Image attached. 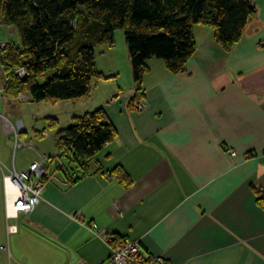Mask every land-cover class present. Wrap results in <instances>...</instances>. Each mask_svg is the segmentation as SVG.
<instances>
[{
	"label": "crops",
	"instance_id": "crops-1",
	"mask_svg": "<svg viewBox=\"0 0 264 264\" xmlns=\"http://www.w3.org/2000/svg\"><path fill=\"white\" fill-rule=\"evenodd\" d=\"M254 3L256 14L229 50L210 26L195 24L196 48L179 73L149 58L136 83L122 50L127 89L118 86L103 101L90 95L77 110L102 106L116 136L72 182L54 170L66 161H49L58 180L44 181L31 212L3 211L12 221L0 224V264H100L110 253L108 239L120 237L165 264H264L257 202L264 194V0ZM94 52L97 69L118 84L116 50ZM116 165L129 186L110 174Z\"/></svg>",
	"mask_w": 264,
	"mask_h": 264
},
{
	"label": "trees",
	"instance_id": "trees-1",
	"mask_svg": "<svg viewBox=\"0 0 264 264\" xmlns=\"http://www.w3.org/2000/svg\"><path fill=\"white\" fill-rule=\"evenodd\" d=\"M256 12L254 0H0V23L14 25L19 34V42L0 47V64L8 75L3 92L9 97L27 92L31 101L51 102L89 96L92 80L103 75L96 67L95 47L113 46L118 28L134 82L142 80L149 58H159L170 72L179 73L196 48L195 24L210 26L216 43L229 50ZM18 68L25 70L24 77L16 74ZM140 94L137 88L135 97ZM45 119L47 129L55 130L59 151L48 158L66 161L54 170L70 182L117 134L102 106L73 116L66 127H59L54 117ZM44 130H36L37 136ZM109 172L124 187L131 184L120 165ZM257 202L264 210L263 193Z\"/></svg>",
	"mask_w": 264,
	"mask_h": 264
},
{
	"label": "rangeland",
	"instance_id": "rangeland-1",
	"mask_svg": "<svg viewBox=\"0 0 264 264\" xmlns=\"http://www.w3.org/2000/svg\"><path fill=\"white\" fill-rule=\"evenodd\" d=\"M19 42V34L14 25H6L0 23V47H3L8 41ZM108 46V45H101ZM116 50V55L119 63V67L122 71L118 77V84L114 82V76L107 77L108 75L103 74L102 77H97L92 80V90L87 98L80 100L79 102H74L76 100H62L57 102L51 101H28V102H17L4 100L0 98V115H5L8 120L12 123L21 120L23 123L24 132L21 133L20 139L31 141L34 143L37 150L41 153H45L48 156L56 155L57 147L55 144V137L53 129H47L46 119L47 117H54L58 121L59 127H66L70 124L71 118L75 115H80L77 110L84 107L86 99L90 95H96L94 99L101 101L107 99H113L114 95L117 94V89L122 88L123 91L127 89V84L130 81L128 77V72H130L129 62L124 63L120 61L122 56V50L127 53V48L124 40L123 30L118 28L114 30V44L113 46H108ZM98 50V49H97ZM124 55V54H123ZM128 67V68H126ZM23 68H18L15 72L22 70ZM101 72V71H100ZM17 74V73H16ZM26 74V73H25ZM18 75V74H17ZM24 77V76H23ZM8 78L7 73L4 71V67L0 64V94H3V84ZM44 78H39V82H43ZM119 86V87H118ZM114 91V92H112ZM116 92V93H115ZM91 101V100H89ZM99 107V106H98ZM97 108V107H96ZM42 136L36 134V130H42ZM13 140L14 135L4 131L3 125L1 123L0 116V224L2 228H7L8 223L12 220L4 218V204H3V191H2V176L3 174H8L9 170L16 166L17 171H23L19 169L21 166H27L33 158L38 159L36 156L35 148L28 147L24 149H19L17 151L13 150ZM40 141V143H39ZM50 152V153H48ZM59 152V151H58ZM37 153V152H36ZM38 154V153H37ZM59 154V153H58ZM5 241V235L2 236ZM5 244V242L3 243Z\"/></svg>",
	"mask_w": 264,
	"mask_h": 264
},
{
	"label": "built area",
	"instance_id": "built-area-1",
	"mask_svg": "<svg viewBox=\"0 0 264 264\" xmlns=\"http://www.w3.org/2000/svg\"><path fill=\"white\" fill-rule=\"evenodd\" d=\"M16 73L19 77L25 76L24 69ZM0 98L17 102L31 101V96L27 92L19 93L13 97H9L3 92L2 95L0 94ZM0 116L4 130L14 135V151L33 147L38 153V159L33 160L27 169L17 171L13 166L8 174L2 176L5 215L6 217H15L20 213L27 214L35 208L41 199L45 180H58V178L54 173L47 171L49 156L39 152L33 142L20 139L21 133L24 132L22 121L18 120L16 123H12L5 115L1 114ZM231 153L234 154V151ZM9 185L13 187V192H10ZM9 210L13 213L9 214ZM91 229L95 230L96 225H91ZM108 243L110 253L107 259L100 264H165L163 257L142 252L137 241L109 238Z\"/></svg>",
	"mask_w": 264,
	"mask_h": 264
},
{
	"label": "bare ground",
	"instance_id": "bare-ground-1",
	"mask_svg": "<svg viewBox=\"0 0 264 264\" xmlns=\"http://www.w3.org/2000/svg\"><path fill=\"white\" fill-rule=\"evenodd\" d=\"M10 192H13V187L11 185L8 186ZM13 213L12 211L9 210V214Z\"/></svg>",
	"mask_w": 264,
	"mask_h": 264
}]
</instances>
